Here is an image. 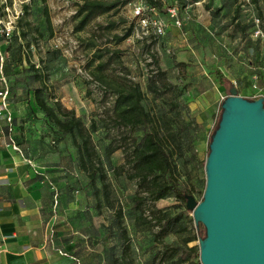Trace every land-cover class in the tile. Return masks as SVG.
<instances>
[{"label": "rangeland", "instance_id": "rangeland-1", "mask_svg": "<svg viewBox=\"0 0 264 264\" xmlns=\"http://www.w3.org/2000/svg\"><path fill=\"white\" fill-rule=\"evenodd\" d=\"M80 1L6 0L11 7H19L21 14L16 19L14 29L19 38L14 40L0 37V74L3 73L9 88L7 101L24 99L28 93L32 94L28 88L39 83L38 80L25 78L27 71L24 68L27 64H33L50 98L57 99L64 107L72 109L75 115L82 117L85 125L92 122L94 128L90 137L94 153L90 155L91 164L97 165L100 161L105 163L102 169L108 183V202L102 200L99 206L92 207L91 211L96 213L86 219L90 225L97 227L98 231V237L92 241L93 253L94 250H100V245L106 241V237L107 242L114 241V224L111 218L117 209L125 214L128 209L126 206L130 204L129 196L136 193L134 181L126 177L128 164L123 162V150L130 146L139 129H130L114 120L111 111L112 86L122 81H137L145 94V104L152 111H157L160 105L166 109L167 101L172 99L175 92L165 90L157 95L148 92L147 77L152 75L157 67L164 70L165 77L176 85V89L182 90V94L177 98L180 100L177 119H180L181 123L189 124L182 139L179 137L181 152L178 159L180 158L181 162H177L178 174L182 182L190 185L191 195L199 200L204 186L203 165L209 135L218 120L219 103L222 100L220 97L227 94L226 83L219 84L209 71L216 64L212 55L220 53L221 56L238 58L239 70L245 73L244 83H237L236 93L251 98L254 91L251 88L252 75L257 72L256 68H252V64L260 61L259 57H264V43L249 37L248 20L232 22L218 29L203 17L206 25L200 27L198 21L200 13L205 11L202 5L206 0H154L158 3L159 14L166 23V30L161 35L152 33L150 29L141 32L136 26L131 14L135 0H106L115 2L114 6L106 12L96 14L82 28L75 29L74 26L80 17L77 13ZM142 1L144 5L148 4V0ZM214 2L215 0L209 1V10L215 6ZM231 2L237 4L239 0ZM171 5L180 17L179 26L172 25L165 13V7ZM251 10L254 14L261 15L254 2ZM225 15L231 16L232 11ZM133 22L132 30H136V34L131 32L115 42L113 35L120 34L128 25H133ZM235 24L237 31L244 34L240 37H245L244 47L241 45L242 47L238 48L239 36L236 41L233 40L231 31L235 29ZM261 25L264 29V22ZM238 50L243 52L238 53ZM95 53H100V56H95ZM46 54L49 60L44 58ZM45 59L49 61L48 65ZM99 61H106L101 70L96 68ZM98 73L102 79L96 77ZM238 79L241 77L238 76ZM263 80L262 72L257 76L258 85L262 86ZM24 86L27 89L25 91L22 88ZM191 118L194 121L191 122ZM49 131L51 135L54 134L50 129ZM55 134L58 135V131ZM67 141L70 146L72 143L68 136L65 137V145ZM114 146L118 147L112 149ZM105 149L109 151V164L105 160ZM143 193L139 194L144 195L140 213L147 221L146 224L132 225L128 217L124 219L126 231L131 237L132 252L128 255L134 259V263L165 264L170 245L181 243L190 229L194 231V239L188 241V245L197 243V237L203 234V228L199 222L194 223L191 211L184 206L181 221L186 230L179 232L175 228L165 236L153 235L158 227L152 216L154 209L161 208L172 212L180 207L171 195L152 200ZM89 195L90 203L93 195ZM99 231H105L107 234L103 236ZM86 241L89 245L90 242Z\"/></svg>", "mask_w": 264, "mask_h": 264}, {"label": "crops", "instance_id": "crops-1", "mask_svg": "<svg viewBox=\"0 0 264 264\" xmlns=\"http://www.w3.org/2000/svg\"><path fill=\"white\" fill-rule=\"evenodd\" d=\"M206 3L202 5L205 11L200 13V27L206 25L203 17L218 29L247 18L231 0H215L211 10ZM215 9L217 12H213ZM258 9L263 12L261 6ZM230 11L232 15L226 16ZM234 28L231 32L236 41L237 36L244 34L237 31L236 24ZM244 38L239 39L238 48L244 47ZM212 56L214 65L229 81L244 83L245 71L240 72L237 57L220 53ZM44 58L50 59L47 54ZM1 75L0 88L3 87ZM6 109L11 115L12 136L18 149L8 143L9 123L0 115V132H5L0 137L1 264H111L106 249L113 242H107V237L100 250L91 251L98 231L86 219L96 212L91 211L94 200L88 201L90 195L86 194L85 177L75 163L74 146H69L68 141L65 145L64 138L53 141L31 93L24 99L7 101Z\"/></svg>", "mask_w": 264, "mask_h": 264}, {"label": "trees", "instance_id": "trees-1", "mask_svg": "<svg viewBox=\"0 0 264 264\" xmlns=\"http://www.w3.org/2000/svg\"><path fill=\"white\" fill-rule=\"evenodd\" d=\"M251 1L255 3L258 11H260L258 7H262L264 15V0ZM148 3L158 9L156 1L148 0ZM114 4L115 2L106 0H81L77 6V13L80 14V17L74 28H82L92 17L106 12ZM206 5L208 6L207 3ZM0 7L2 9L1 5ZM213 12H216V9ZM1 15H3V10ZM46 22L48 24L47 17ZM133 27L134 22L133 25H128L120 34L113 35L114 41L118 42L128 36L133 31ZM10 38L15 40L19 38V35L15 34L13 30L12 35L7 39ZM95 56H100V53H95ZM178 62L183 63L182 61ZM105 64L106 61H99L96 68L101 70ZM3 69H5V65ZM24 70L27 71L26 80H38L39 82L31 86L30 90L35 104L42 111L45 117L44 120L47 121L48 129L54 133L51 135L53 141L65 139L68 136L74 146L75 163L85 177L86 194L91 193L93 195L95 207L99 206L102 200L107 203L108 183L105 181V171L102 169L105 163L98 160L97 165H92L90 159V155L94 153L90 137V132L94 128L92 122L85 125L82 117L75 115L72 109L64 107L57 99L50 98L47 95L46 86L33 64H27ZM209 71L212 72L219 84L226 83L225 88L228 92V87L232 83L221 69L214 66ZM96 77L102 79L99 73L96 74ZM22 88L24 91L27 90L26 86ZM146 88L148 92L155 95L161 94L165 90H174L175 92L172 99L167 101L168 107L166 109L160 105L157 111H152L145 104V94L137 81H122L112 86L111 111L114 120L130 129H139V133L132 138L130 146L123 150V162L128 164L126 177L134 181L136 193L129 196L130 204L126 206L128 209H126L125 214L124 211L117 209L111 218L114 224L115 239L106 249V258L111 264H139L134 263V259L128 255L129 252H132L130 248L131 237L126 231L127 225H124V219L128 217L132 225L146 224L147 221L140 213V205L144 198V195H139L140 192H144L143 194L152 200L171 195L176 199V205L180 207V210L172 212L161 208L154 209L152 216L155 218L158 227L153 235L165 236L174 231L175 228L179 232L186 230L185 224L181 221V212L185 210L184 194L190 193L192 189L190 185L179 179L177 165L178 161L181 162L180 158L178 159V154L181 152L179 150L181 146L180 138L182 139L185 128L189 124L181 123V120L177 119L179 114L177 107L180 105V100L177 98L182 94V90L176 89V85L165 77L164 70L159 67L152 75L147 77ZM192 121L194 120L191 118ZM194 125H196V122ZM57 131L58 135L55 134ZM117 147L114 146L112 149ZM176 148L178 151H176ZM112 149L109 148V150ZM108 152V149H105V160L109 164ZM192 239H194V231L190 229L181 243L175 242L170 245L165 264H200L197 243L188 245V241ZM154 256L155 254L152 255L151 259Z\"/></svg>", "mask_w": 264, "mask_h": 264}, {"label": "water", "instance_id": "water-1", "mask_svg": "<svg viewBox=\"0 0 264 264\" xmlns=\"http://www.w3.org/2000/svg\"><path fill=\"white\" fill-rule=\"evenodd\" d=\"M204 159V186L184 206L199 222L200 264H264V105L233 85L219 104Z\"/></svg>", "mask_w": 264, "mask_h": 264}, {"label": "built area", "instance_id": "built-area-1", "mask_svg": "<svg viewBox=\"0 0 264 264\" xmlns=\"http://www.w3.org/2000/svg\"><path fill=\"white\" fill-rule=\"evenodd\" d=\"M238 9L241 13H244L250 22V30H249V37L258 40V42L264 43V29L261 25L264 22V15L263 12L261 15L254 14L250 11L251 2L250 0H239L237 2ZM2 6L3 15L0 16V35L5 38H8L12 35L13 30L15 29V23L18 16L21 14V9L11 7L10 4L6 2V0H2L0 2ZM165 13L170 19V23L174 26L180 25V17L176 13V9L174 6H166ZM132 17L135 19L136 26L141 29V32H146L148 29L151 30L152 33L156 35H161L165 31L166 23L163 17L159 14L158 9L151 4H145L142 0H135L132 3V10H131ZM135 26V27H136ZM134 28V27H133ZM136 34V30H133L132 33ZM1 63H2V56L0 55ZM260 61L252 64V68H256L257 72L252 75L253 81L251 82V88H253V93L251 94V98L262 95L264 101V80L263 85H258L257 83V76H260V73L263 72L264 78V57L258 58ZM1 80L3 82V87L0 88V115L4 117L8 121V129H7V137L8 143L12 144L14 149H18L13 136H12V123H11V115L7 113V96H8V85L6 84V79L3 75H1ZM232 85L237 87V82L235 80L231 81ZM239 94V93H237ZM240 95V94H239ZM221 99L223 96L220 97ZM5 135L4 131L0 132V137ZM1 243H0V252H1ZM1 264V262H0Z\"/></svg>", "mask_w": 264, "mask_h": 264}]
</instances>
